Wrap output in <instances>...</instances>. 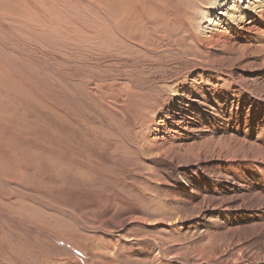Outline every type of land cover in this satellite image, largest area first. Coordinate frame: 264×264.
<instances>
[{
	"label": "rangeland",
	"instance_id": "obj_1",
	"mask_svg": "<svg viewBox=\"0 0 264 264\" xmlns=\"http://www.w3.org/2000/svg\"><path fill=\"white\" fill-rule=\"evenodd\" d=\"M199 1L0 0V264H91L98 251L143 264L105 214L156 217L154 183L103 180L148 171L137 140L173 92L163 79L197 57L188 13L203 15ZM122 87L126 115L106 98ZM164 232L134 223L125 233Z\"/></svg>",
	"mask_w": 264,
	"mask_h": 264
},
{
	"label": "bare ground",
	"instance_id": "obj_2",
	"mask_svg": "<svg viewBox=\"0 0 264 264\" xmlns=\"http://www.w3.org/2000/svg\"><path fill=\"white\" fill-rule=\"evenodd\" d=\"M204 1L207 25L188 13L197 57L163 79L173 92L137 140L148 171L121 167L103 180L124 188L135 176L154 183L146 193L160 209L156 217L139 208L119 220L105 214L118 229L112 236L136 241L131 253L143 264H264V0ZM216 11L223 16L215 22ZM143 79L150 84L142 75L131 81ZM121 89L105 96L126 115L130 99ZM134 223L165 232L128 237ZM102 256L91 264H115L112 253Z\"/></svg>",
	"mask_w": 264,
	"mask_h": 264
}]
</instances>
